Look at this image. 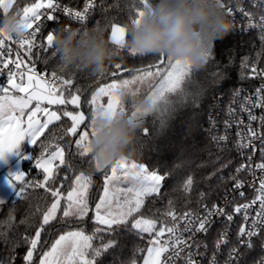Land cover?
Masks as SVG:
<instances>
[{
	"label": "snow or ice",
	"instance_id": "obj_1",
	"mask_svg": "<svg viewBox=\"0 0 264 264\" xmlns=\"http://www.w3.org/2000/svg\"><path fill=\"white\" fill-rule=\"evenodd\" d=\"M16 2L18 0H0L3 16L9 14ZM149 5L150 0H133L129 8L131 20L138 23ZM220 6L229 14L232 13L225 0H221ZM94 10L95 0H86L83 10L75 11L68 7L62 8L58 0H32L27 6L16 9L28 29L25 38L17 40L0 28V77H6L0 80V159L17 149L25 140L32 146H36L39 142L42 149L40 157L36 158L35 168L42 171L43 181H29L25 179L26 173L20 171L12 173L7 183L10 187L18 188L17 195L21 199L26 196L29 189L34 188H44L53 198L51 206L42 213V222L34 236L23 237V242L28 245L24 257L25 264H34V253L38 251L39 264H98L97 258L115 247L114 240L104 242L102 233L110 234L120 226L137 236L142 237L147 234L150 237L147 248L140 250L146 252L143 256V264H176L181 258L183 264H196L193 254H198L201 247L196 239L197 234L207 235L215 223L213 218L223 217L225 230L219 234L215 242V247L221 248L228 243V222L233 221L234 214H242L247 224V227L242 225L239 228L237 243L251 248L252 238L264 231V132L252 128L251 124L245 126L244 132L238 133L235 147L244 157L248 149L255 153L257 151L255 141H260L261 162L253 165L252 156L247 155L246 163H241L235 169V173L230 174L227 179L234 182L231 191H239L241 198L247 199L245 193L241 191L246 186L252 189L254 196L249 202L233 207L232 213L227 212L226 208L232 206L233 200H225L224 207L216 204L210 208L203 206L202 213L190 209L177 213L173 201L170 200L164 212L151 213V207L146 208L145 202L148 198L160 194L162 181L166 178L129 158L111 164L110 174L104 173L102 194L98 197V201L96 195L90 193L93 183L92 171H101L104 168L101 166V161L105 159L103 156L95 155L90 147L96 118L126 114L142 122L150 113L170 110L169 96L183 95V85L190 78L194 68V65L187 60L173 59L164 54L158 55L155 63L136 69L135 74L124 65L117 63L113 66L115 71L111 73V82L99 86L92 93L91 98L84 101L90 109V114H86L82 110L83 93L79 87L74 86V81L70 78L71 73L69 72L67 76L62 75L61 73L65 72L63 66L50 73L39 72L32 55L35 47L43 51H51L55 55L54 31H49L39 44L36 43V38L45 22L56 21V12L62 11L67 17L83 23ZM261 20L264 21V16ZM125 36L126 25L118 23L111 25L113 44L124 48ZM9 42L18 45L15 59L12 58L11 48L7 47ZM20 49H24L26 59L21 57ZM129 52L132 56L137 55L135 51L129 50ZM211 55L212 53L209 54ZM244 67L247 68L248 65L245 64ZM251 72L253 75L264 76V69L258 71L255 64L252 65ZM126 73L130 78H122ZM144 83L148 84V89L144 93H141L139 88H132V85ZM124 89H131L133 95L149 96L154 103L153 110L143 111L134 103L124 100L122 98ZM103 97H107L106 103L101 102ZM69 106L73 110H68ZM253 107L264 108V88L257 89L255 97L246 98L245 104L241 107V111H247L250 122L258 119L251 112ZM229 111L233 112L231 108ZM62 118H67L71 122L70 126L63 128V135L53 134L52 139L78 137L74 141L78 155L91 157L89 160L91 170L80 171L66 195L62 191V185L57 188L46 187L50 181L55 180L61 166L71 168V164L65 159V147L60 143L53 144L47 138L41 140L45 131H51L50 126L62 121ZM260 121L261 127L264 128V117H261ZM241 123L242 120L235 121L237 127ZM225 126L227 129L232 125L226 121ZM144 131L147 134V129ZM215 139L218 146L226 145L228 136L225 134ZM66 143L69 148L72 146L71 140H67ZM24 158L34 159L33 155ZM56 161H59L58 165ZM257 171L260 172L258 178ZM240 173L250 174L251 181L245 182L237 178V174ZM192 185L193 180L189 177L183 185L184 191L188 192ZM205 198L206 193H200V199ZM62 200L64 206L61 227L66 226L69 218L74 219L77 227L74 230L63 231L54 241H43L44 245H48L47 250L38 249L42 243V232L45 231V226L57 219V211L61 209ZM90 200L94 202L92 217H89L90 211H93ZM4 203L5 201L0 199V205ZM254 206L258 207L252 215ZM157 215L161 218L157 219ZM88 218L95 224L90 235L84 230ZM25 222L21 221V223ZM14 227V223L9 221L7 231H11ZM97 238L100 239V245L94 246L93 241ZM0 239L8 242L6 231H0ZM203 247L206 248L207 245ZM239 256L238 248L233 247L229 252V264H238ZM261 264H264V261H261Z\"/></svg>",
	"mask_w": 264,
	"mask_h": 264
},
{
	"label": "trees",
	"instance_id": "obj_2",
	"mask_svg": "<svg viewBox=\"0 0 264 264\" xmlns=\"http://www.w3.org/2000/svg\"><path fill=\"white\" fill-rule=\"evenodd\" d=\"M64 6L80 9L86 0H59ZM240 0H225L229 8L235 6ZM32 0H18L11 11L23 8ZM94 13L85 22H74L62 15L55 13L57 19L54 22H45L41 32L37 34L36 43L39 44L49 31L66 28H79L81 31L93 27H104L105 36L109 43L117 49V55L109 66V71L104 76L93 75L82 68L65 69L62 75L71 73L74 86L79 87L82 95V110L90 114L86 99H90L93 91L105 82L111 81V73L115 71L114 65L119 63L128 70L143 68L156 62L157 56L140 55L132 56L125 48H119L111 41V25L118 23L127 25L131 17L129 8L133 0H96ZM227 12V11H226ZM0 9V18L3 17ZM127 35V34H126ZM10 42L7 44V47ZM24 55V49H20ZM212 55L202 67L194 66L190 78L183 85V95L174 94L169 97L168 111L163 113H150L143 118L142 128L133 145L134 155L129 158L135 163L145 165L149 171H156L165 176L160 194L150 197L145 202V207H151V213H162L168 207V202L173 201L175 210L186 211L196 208L204 202L215 203L221 199L224 192L233 181L228 180L230 174L235 173L239 165V158L228 149L217 148L211 142L207 134L208 115L214 98L220 93H230L240 85H248L252 81L251 67L253 64L262 65L264 68V44L259 34H235L230 31L223 39L216 40ZM26 59V57H25ZM32 60L37 71L50 73L59 70V57L51 51H43L38 47L33 48ZM248 67L245 68L244 65ZM128 76V74L124 75ZM123 76V77H124ZM55 108V106H53ZM68 110H73L69 106ZM67 118L50 126L41 140H51L53 144L60 143L65 147L66 161L71 168L61 166L56 173L54 181L48 186L62 187L66 195L75 176L82 170H91L89 160L91 157H80L76 151L74 141L78 137H65L64 140H53L52 136L63 135V128L70 126ZM83 127V126H82ZM147 129V134H145ZM71 140L69 148L66 141ZM42 149L39 142L36 146L23 144L21 153L13 160L16 161L24 155L32 156L23 162V170L27 178L32 181H42L43 173L35 168V159L41 155ZM58 165V164H57ZM109 167V165H108ZM108 167L100 173L92 171L94 179L95 195L102 188V176ZM67 177L68 179H65ZM193 180L192 188L185 192L183 185L187 179ZM237 178L239 175L237 174ZM200 193H206V198L201 200ZM53 202L50 192L44 188L29 189L26 196L21 199H13L0 205V231L7 232L8 242L0 239V264H25L24 257L28 251V245L23 242V237L34 236L35 231L42 222V213ZM157 219L161 218L159 215ZM26 221L21 223V221ZM11 221L15 227L7 231V225ZM60 219H56L45 226L41 235V245L38 249L47 250L48 245L43 241H54L63 231L76 228V222H67L61 227ZM101 227V226H100ZM105 227V226H103ZM102 227V228H103ZM115 227V226H114ZM95 228L90 218L86 219L85 232L92 234ZM104 242L115 241V247L102 253L97 258L98 264H139L146 252L149 236L144 234L137 236L120 226L112 233H102ZM94 246L100 245V239L93 241ZM34 264H39V251L34 253Z\"/></svg>",
	"mask_w": 264,
	"mask_h": 264
},
{
	"label": "clouds",
	"instance_id": "obj_3",
	"mask_svg": "<svg viewBox=\"0 0 264 264\" xmlns=\"http://www.w3.org/2000/svg\"><path fill=\"white\" fill-rule=\"evenodd\" d=\"M220 5L221 0H150L139 22L130 20L126 25L124 48L140 55L164 54L202 67L207 64L215 41L223 39L233 27ZM0 28L17 40L28 34L16 11L0 18ZM105 31L104 27L56 30L54 44L59 66H79L98 76L108 72L117 49L106 39ZM122 98L143 111L151 112L154 108L149 96L133 95L131 89H124ZM141 128V121L126 114L97 117L90 147L95 155L105 158L101 166L131 158Z\"/></svg>",
	"mask_w": 264,
	"mask_h": 264
},
{
	"label": "built area",
	"instance_id": "obj_4",
	"mask_svg": "<svg viewBox=\"0 0 264 264\" xmlns=\"http://www.w3.org/2000/svg\"><path fill=\"white\" fill-rule=\"evenodd\" d=\"M61 7H67L60 3ZM97 2L95 0V8ZM70 8V7H68ZM84 6L80 9L75 10H83ZM232 13L229 14L226 12L228 18L232 21L233 27L232 32L235 34H259L261 37V41L264 44V21L261 20V17L264 16V0H240L235 6L231 7ZM59 15L68 18L71 21H76L75 19L67 17L62 11L56 12ZM94 11H91L90 15L87 17L88 20ZM43 19V18H42ZM68 24L66 28H69ZM18 45L15 43H11L8 48L12 50V58H16V50ZM21 53V57L25 58ZM257 70L264 69L262 65L258 64L256 66ZM6 77H0V80H4ZM264 88V76L253 75L252 81L248 85H240L236 89L232 90L230 93H220L217 95L213 103L210 107L209 115H208V124H207V134L213 143V145L217 148L228 149L235 153V155L239 158V165L241 163H246L247 155L252 156V163L255 165L256 163L261 162V156L259 153L260 141H255L257 151L255 153L252 152L251 149L246 150V156L242 157L236 147L235 144L237 142L238 133L245 131V126L251 124V127L256 129L257 131L264 132V128L261 127L260 118L264 117V108L253 107L251 108V112L253 115L257 116L258 119L256 121H249L247 111H241V107L245 104V100L248 97H255L256 90ZM239 93L235 95V93ZM232 109L233 112L230 113L229 109ZM234 113V114H233ZM242 120L238 127L235 124V121ZM226 121L231 124V127L226 129L225 123ZM228 136V140L226 145L217 144L216 137ZM36 161V159H35ZM238 165V166H239ZM237 166V167H238ZM239 179L244 180L245 182L251 181L252 177L250 174L240 173ZM260 176V172L257 171V178ZM27 180L32 181L31 178H27ZM258 186V179L256 181ZM233 186L229 187L221 197V199L215 203L204 202L201 205L197 206L194 209H191L195 212L202 213L203 206L212 207V205L216 204L220 207L225 206V200H233L232 206L226 208V211L232 213L233 207L237 204H244L249 202L253 196L254 192L251 188L245 187L241 189L245 193V197L247 199L241 198L239 196V191L233 192L231 191ZM235 198V199H233ZM258 206H254L252 210V215L255 214V209ZM177 213L182 211L175 210ZM215 223H213L212 228L210 229L207 235L203 233L197 234L196 239L200 242L201 247L199 248L198 254H193V259L196 261V264H229V252L233 247L238 248L240 252L238 264H261V261H264V231H261V234L252 238V247L247 248L237 243L238 240V231L239 228L243 225L247 227L243 220L242 214H234V219L231 222H228L227 232H228V243L217 249L215 247V242L219 237V234L225 230V220L223 217H214ZM249 224L251 221L248 222ZM246 239V238H245ZM203 245H207V247H203ZM176 264H183V259L177 260Z\"/></svg>",
	"mask_w": 264,
	"mask_h": 264
},
{
	"label": "rangeland",
	"instance_id": "obj_5",
	"mask_svg": "<svg viewBox=\"0 0 264 264\" xmlns=\"http://www.w3.org/2000/svg\"><path fill=\"white\" fill-rule=\"evenodd\" d=\"M225 13H226V10H225ZM125 38H126V36H125ZM135 74V73H134ZM122 78H130V76H124V77H122ZM111 81H108V82H105V83H110ZM187 82V81H186ZM185 82V83H186ZM104 84V83H103ZM102 84V85H103ZM102 85H100V86H102ZM132 88H139L140 89V92L141 93H144V92H146L147 91V89H148V84L147 83H144V84H136V85H132ZM97 89V88H96ZM95 89V90H96ZM94 90V91H95ZM93 91V92H94ZM174 94H171L170 96H173ZM169 96V97H170ZM101 102L102 103H106L107 102V97H103L102 99H101ZM30 145V144H29ZM21 153V150L19 149L16 153H15V155L7 162V163H5V165H3L2 167H0V199H3L4 201H5V203H7V202H9V201H11V200H13V199H17V198H19V196L17 195V191H18V188H13V187H10L9 185H8V183H7V180L8 179H10V175H8V173H5L4 172V168L6 167V166H8V165H10V164H12V162H13V159L14 158H16L19 154ZM39 157H40V155H39ZM38 157V158H39ZM65 159H66V151H65ZM56 164H59V161H56L55 162ZM137 164H139V163H137ZM34 165H35V162H34ZM108 167V166H107ZM38 170H40V169H38ZM41 171V170H40ZM42 172V171H41ZM96 173H100L101 171H95ZM110 172H111V166L109 165V167H108V169L105 171V173H108V174H110ZM92 176H93V173H92ZM102 180H103V176H102ZM42 181H43V179H42ZM92 181H93V183H92V187L90 188V193H94L93 192V189H94V179L92 178ZM102 182H104V181H102ZM162 184H163V181H162ZM47 186V185H46ZM102 189H103V183H102V188L99 190V192H98V194L96 195V197H97V201H98V197L102 194ZM90 205H91V207L93 208V211H90V213H89V217H92V216H94V202L93 201H91L90 200ZM63 206H64V201L62 200L61 201V209L60 210H58L57 211V219H60V220H62L63 218H62V208H63ZM54 221V220H53ZM70 221H74V219H72V218H69V220H68V222H70ZM91 221L93 222V220L91 219ZM77 225V224H76ZM101 227H103V226H101ZM75 228H73V229H70V230H74ZM87 234V233H86ZM146 255V254H145ZM139 264H143V259H142V261L139 263Z\"/></svg>",
	"mask_w": 264,
	"mask_h": 264
},
{
	"label": "crops",
	"instance_id": "obj_6",
	"mask_svg": "<svg viewBox=\"0 0 264 264\" xmlns=\"http://www.w3.org/2000/svg\"><path fill=\"white\" fill-rule=\"evenodd\" d=\"M25 143H27L26 140L25 141H22L21 144H20V146H18L17 149H14L11 153H8L3 159H0V167H2L3 165H5V163H7L15 155V153L19 149L21 150V147ZM25 156H28V154L27 155H24L23 157H20L16 161H13L12 164L6 166L4 168V172L5 173H8V175H10V176H11L12 173H16V172H20V171H23L24 172V170H23V162L25 160H27V159L24 158Z\"/></svg>",
	"mask_w": 264,
	"mask_h": 264
},
{
	"label": "water",
	"instance_id": "obj_7",
	"mask_svg": "<svg viewBox=\"0 0 264 264\" xmlns=\"http://www.w3.org/2000/svg\"><path fill=\"white\" fill-rule=\"evenodd\" d=\"M130 71L132 72L133 70H130ZM134 71H135V70H134ZM126 74H127V73H126ZM126 74H125V75H126ZM106 167H107V166H104V168H106ZM104 168H103V169H104Z\"/></svg>",
	"mask_w": 264,
	"mask_h": 264
}]
</instances>
